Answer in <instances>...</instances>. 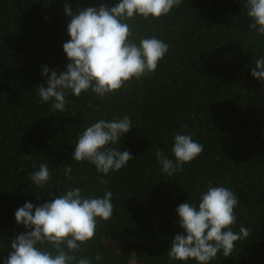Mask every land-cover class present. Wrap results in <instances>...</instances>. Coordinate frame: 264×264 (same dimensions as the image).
<instances>
[{"label":"trees","instance_id":"16d2710c","mask_svg":"<svg viewBox=\"0 0 264 264\" xmlns=\"http://www.w3.org/2000/svg\"><path fill=\"white\" fill-rule=\"evenodd\" d=\"M118 2L0 0V264L13 251L12 239L29 230L16 222L15 212L74 187L85 196L110 190L114 206L78 257L92 264H198L170 261L168 251L175 235L185 234L177 207L198 205L210 181L235 193L232 229L243 225L250 235L235 242L230 256L221 251L209 264H264V81L251 75L264 55V36L249 28L245 0H181L159 19L129 20L137 43L156 36L169 45L154 73L104 98L69 91L65 112L54 110L53 101L41 102L38 85L47 86L51 71L59 75L69 63L63 44L70 40L71 17L64 5L75 12ZM125 115L132 128L115 147L134 158L103 176L102 184L94 165L73 160L75 144L92 123ZM181 130L203 151L169 176L155 153L160 149L174 160V135ZM41 163L52 176L38 187L31 174ZM65 165L72 168L71 180Z\"/></svg>","mask_w":264,"mask_h":264},{"label":"clouds","instance_id":"9594fccd","mask_svg":"<svg viewBox=\"0 0 264 264\" xmlns=\"http://www.w3.org/2000/svg\"><path fill=\"white\" fill-rule=\"evenodd\" d=\"M181 0H119L112 7L101 4L73 12L68 4L64 10L71 21L68 24L70 40L63 44L69 63L66 71L57 74L51 71L47 86L38 85L41 102L53 101L52 108L65 112L66 96L70 91L75 96L91 90L98 97L119 91L127 82L142 80L156 71L169 51V45L156 36L144 37L137 43L132 26L127 22L136 17L147 20L168 15ZM247 15L252 19L249 28L264 36V0H245ZM49 69L43 68V74ZM251 75L264 81V55L255 60ZM186 127V126H185ZM132 128L131 119L113 117L100 119L79 134L73 160L87 161L103 176L126 167L134 157L115 145L122 134ZM175 159H169L157 149L155 155L161 170L172 176L183 170L203 151V145L194 141L192 134L183 130L174 135L171 149ZM22 168V166H21ZM72 168L65 165L64 175L71 180ZM48 165L41 163L39 170L31 174V180L43 187L50 179ZM113 193L106 190L102 196H85L80 187L67 190L57 198L34 206L26 202L15 212L18 224L28 231L16 235L11 241V251L4 264H92L84 256L78 257L81 245L95 237L98 220L111 219L114 206ZM239 200L225 186H213L200 193L198 205L190 202L179 204L176 211L179 225L185 234L177 233L168 251L169 260L209 264L219 252L224 257L231 255L235 242L246 239L250 231L241 225L239 232L232 226L236 223L234 209ZM95 260H101L99 254Z\"/></svg>","mask_w":264,"mask_h":264},{"label":"rangeland","instance_id":"374dc122","mask_svg":"<svg viewBox=\"0 0 264 264\" xmlns=\"http://www.w3.org/2000/svg\"><path fill=\"white\" fill-rule=\"evenodd\" d=\"M127 264H138V263L136 261H134V260H131Z\"/></svg>","mask_w":264,"mask_h":264}]
</instances>
